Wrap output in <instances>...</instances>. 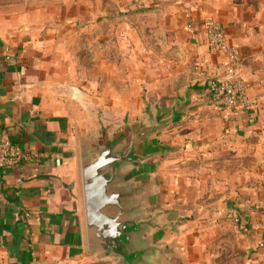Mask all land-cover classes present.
Returning <instances> with one entry per match:
<instances>
[{
    "label": "crops",
    "instance_id": "1",
    "mask_svg": "<svg viewBox=\"0 0 264 264\" xmlns=\"http://www.w3.org/2000/svg\"><path fill=\"white\" fill-rule=\"evenodd\" d=\"M119 1L131 7L142 4L164 9L177 20L199 65L200 83L190 104L195 109L182 122L199 116L200 125L193 130L203 127L205 133L192 135L188 130L180 137L176 129L162 134L167 128L149 139L152 147L165 150L164 156L149 162L155 166L151 175L157 184L156 203L150 210L170 214L182 227L198 211L188 212L181 205L190 202L184 197L171 198L165 178H160L161 170L178 169V159L186 162L220 136L264 128V0ZM104 2L0 0V138H8L28 155L0 168V264H105L94 262L86 248L78 130L87 116L80 110H66L51 92L59 87L57 73L62 67L58 59L66 56L69 28L92 20ZM209 19L220 23L227 42L238 53L248 101L244 106L220 110L210 98L209 83L227 79V57L205 46L203 25ZM177 95L174 87L159 82L149 84L144 94L146 101L166 106ZM248 178L245 182L240 178L236 193L227 194L213 211L215 216L223 214L225 223L238 218L234 227L245 249L264 254V184L255 187L257 183L253 186ZM179 181L176 174L173 186L180 185ZM168 235L158 242L172 246L167 264H188L184 241L176 236L173 242L164 243Z\"/></svg>",
    "mask_w": 264,
    "mask_h": 264
},
{
    "label": "rangeland",
    "instance_id": "2",
    "mask_svg": "<svg viewBox=\"0 0 264 264\" xmlns=\"http://www.w3.org/2000/svg\"><path fill=\"white\" fill-rule=\"evenodd\" d=\"M178 26L162 8L106 0L92 20L69 28L66 56L58 59L62 67L57 73L59 87L51 92L66 110H80L87 116L82 126L93 108H100L110 120L130 116L137 121L142 114L140 99L143 104L149 84L165 83L182 96L188 87L200 83L199 65ZM200 120L190 117L162 134L176 129L180 137L188 130L192 135L203 134V127L193 130ZM178 160V169L163 168L160 178H165L163 183L174 201L176 197L188 199L181 205L198 215L167 233L163 242L171 243L176 236L182 239L188 264H264V254L245 249L239 240L234 227L238 218L225 223L224 215L215 216L213 211L227 194L236 193L240 178L245 182L249 177L253 186L257 183L255 187L264 184V128L220 136L186 162ZM174 174L179 183L182 180L180 185L173 186Z\"/></svg>",
    "mask_w": 264,
    "mask_h": 264
},
{
    "label": "water",
    "instance_id": "3",
    "mask_svg": "<svg viewBox=\"0 0 264 264\" xmlns=\"http://www.w3.org/2000/svg\"><path fill=\"white\" fill-rule=\"evenodd\" d=\"M196 89L188 87L170 106L144 99L135 122L88 110L89 120L78 130V155L86 248L94 262L167 264L172 246L158 242L179 223L158 208L150 210L157 184L149 162L165 150L149 139L187 118Z\"/></svg>",
    "mask_w": 264,
    "mask_h": 264
},
{
    "label": "built area",
    "instance_id": "4",
    "mask_svg": "<svg viewBox=\"0 0 264 264\" xmlns=\"http://www.w3.org/2000/svg\"><path fill=\"white\" fill-rule=\"evenodd\" d=\"M205 46L209 51L226 55V80L213 81L207 89L210 98L220 110H229L248 104L245 88L240 78V59L234 47L226 39L220 23L209 19L203 25ZM27 153L13 146L6 137L0 138V168L12 166L27 158Z\"/></svg>",
    "mask_w": 264,
    "mask_h": 264
}]
</instances>
